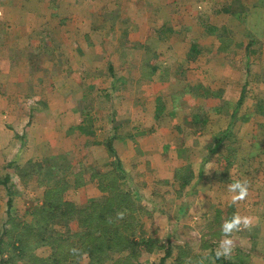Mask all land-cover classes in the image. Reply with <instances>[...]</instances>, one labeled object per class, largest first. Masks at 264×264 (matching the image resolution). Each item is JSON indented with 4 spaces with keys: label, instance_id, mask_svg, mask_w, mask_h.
I'll use <instances>...</instances> for the list:
<instances>
[{
    "label": "rangeland",
    "instance_id": "1",
    "mask_svg": "<svg viewBox=\"0 0 264 264\" xmlns=\"http://www.w3.org/2000/svg\"><path fill=\"white\" fill-rule=\"evenodd\" d=\"M30 1L0 0V12L6 16L7 11H4L9 7V2L12 7L14 3L28 5ZM86 1L33 0L30 2L32 5L39 6L38 13L53 9L56 14L52 21L55 27L49 25L51 27V30H47L49 33L63 34L66 37L64 35L66 20L62 25L61 15L63 19L80 18L85 24L82 27H76L81 30V37H85V42H82L84 39L75 41L68 47L64 42H52L46 46L45 38H40L41 42L38 45L42 46V50L45 48V53L49 51L50 56H53L52 49L59 55H62V51L65 50L60 58L69 56L71 64H74L73 68L76 69L78 79L83 85L82 92L87 93L86 112H92L95 115L92 110L97 106L101 108L100 112L104 116L101 119L90 117L92 120L88 122V126L92 127L93 133L90 135L87 133V136L94 139L92 143L89 142V153L76 155L77 159L74 155H67L71 161L66 158V163L62 164L63 167H59L55 174L51 171L50 174L47 173L42 163L21 161L19 164L13 162L6 164L4 173L0 172V237L4 228L9 230V236L5 237L6 241L2 244L0 264H30L32 255L45 258L56 249H53L50 244L37 243L35 236L39 228H37L36 219H40L41 216H36L35 207L45 204L44 194L52 187L51 182L56 184L58 178L63 182L67 181L68 189L62 193V196L76 208L74 211L76 217L69 223V228L73 231L80 229L79 214L81 212L79 213L78 209L86 211L92 200H103L112 192H116L118 188L121 192L129 193L132 201L131 208L112 211L111 215L118 216L116 220L122 229L123 227L133 228L136 231L137 241H141L143 236L146 239H153L154 249L149 250L141 245L138 247L137 257H134L131 248L118 252L114 249L113 252H109L112 260L108 263L159 264L167 250L172 249V254L167 258V264H212L216 261L221 264L232 262L264 264V215H262L264 214V165L261 167L259 162L253 159V155L249 156L246 153L247 148H251L248 151L254 148L257 151L264 149V124L261 131L256 127L259 121L255 118V115H258L254 111L256 90L253 88L261 87L262 91L259 95L262 94L264 98V0H197L198 17L202 20L197 19L195 25L188 27L183 33L187 36L186 42L180 40L181 36L176 34L174 37L170 31L167 32L168 37L164 43L166 45L161 48V51H164L163 57L152 60L149 58V64L142 63L141 69H130L133 60L132 62L128 60L127 54L120 57L130 42H126L125 36L121 40L120 31L125 29H127L126 32L133 31L143 35V38L146 37L147 40L148 35L143 33L144 31L146 33V29L150 27L143 29L138 24L123 25L122 19L126 17V11H122V19H115L113 14L115 10L111 8L113 9L120 2L121 4L133 2L144 7L154 0H93L102 3L103 8L106 5L105 11L100 8L82 11L80 7ZM169 2L173 8V5L182 6L179 0H169ZM100 11H103L102 16L107 17L106 22L98 18ZM108 13H111L113 18L110 19ZM171 14H174L172 9ZM207 15L208 18H204ZM89 16L91 18L88 22L85 18ZM226 19L229 21L227 22ZM74 21L77 22L76 19ZM74 21L71 23L73 28H75ZM71 25L68 27L71 28ZM178 25L176 21V32H184L178 28ZM22 27L25 28L23 31ZM9 28L12 31H8V34L11 32L15 35L20 32H36L43 26H32L30 23V26L16 28L12 25ZM152 28L155 33L159 30V27ZM212 35L215 39L214 44L218 46L215 48H220V52L214 54L215 57H211L210 53L204 49V45L209 44L206 36ZM31 36L22 34L25 41ZM17 37L19 38L17 41H20V37L18 35ZM34 37L35 35L32 36ZM203 38L204 42L200 40ZM176 40H179V43L175 42ZM138 42L135 43V49L140 51L144 42L140 40ZM174 44L180 46H174ZM194 44L197 45L196 56L193 53L195 56L193 62H191L192 58H186L189 60L186 73L187 65L180 62L178 55L180 56L187 47ZM139 59L136 58V61ZM65 60H60V64L62 63L65 67L64 70L66 69ZM151 62H159L161 67L164 66V69L161 68V75H155L161 82H167L164 88V93L167 94L162 96L167 114H163L161 119L164 124H167L168 130L166 133L159 131L158 137L154 135L149 137L160 127L153 129L146 122H142L143 132L140 129H133L135 133L141 131L130 140L134 144V154L130 155V159L127 157L129 159L127 165L123 166L121 163L122 170L117 171L120 159L118 155L109 153L107 148L108 142L112 136L116 135L117 129L112 127L107 116H110L111 109L117 110L119 114L125 113L129 108L128 104H131L129 99L135 100V109L139 113H148L147 108L142 107V100L145 99L142 84L148 80H154L153 70L157 65ZM110 63L116 65V74L110 72L108 68ZM178 63L182 64L177 65L178 70L174 72L170 69V67L175 68ZM94 68L97 69L96 75ZM190 69L196 72L188 73ZM177 79L180 82H177ZM112 80H117L118 89L113 88ZM128 82L130 86H127ZM243 91L245 97L239 105ZM95 100L97 104L94 103ZM114 103L117 104L114 105ZM245 106H248L246 110ZM234 112H236L235 116ZM118 124L121 125V122L119 121ZM124 125L123 130L128 126V122H124ZM246 130L249 132H245ZM175 132H183V136L177 137ZM220 137H224L226 142H222L219 154L216 153L208 158L209 147L215 139ZM172 145L174 147H171ZM102 151H105L104 155ZM180 154L187 156L184 164L179 161ZM22 159L25 160V155ZM197 161L199 165H193L195 168L192 169V162ZM202 169L203 174H201ZM99 173L113 174L116 179L115 187L102 191L99 186L101 177L96 176ZM172 180L174 182H171ZM237 181L246 182L247 195L244 199L233 202V197L237 193L230 191L229 185ZM182 194L187 197L198 194L199 199L206 202H196L191 197H189L190 201L176 200ZM212 194L217 195V202L212 203L207 200V195ZM9 199H12L11 207L8 204ZM210 204L213 209L222 210L219 212L218 221L217 218H211L209 221L195 218L191 221L190 216L185 217L188 214L182 215V212L188 213L187 210L192 206L201 210L210 208ZM10 215L12 218L8 222ZM223 215L224 219L221 218ZM129 216H134L136 219L128 221ZM237 216L241 222L231 230H226L225 225L232 223ZM256 218L260 220V223L249 225ZM28 224L31 227L25 226ZM49 227L51 231L57 232V236L66 234L64 222H53L49 224ZM22 237L28 244L25 249L27 254L24 252L21 258L20 250L16 249L20 242L14 241ZM14 243L17 245H13ZM63 252L66 253V248ZM214 253L223 257L222 260H216ZM71 256L75 257H69L63 264H89L90 262L87 253L78 254L75 251ZM10 260L11 263H9ZM226 260L232 262L226 263Z\"/></svg>",
    "mask_w": 264,
    "mask_h": 264
},
{
    "label": "crops",
    "instance_id": "2",
    "mask_svg": "<svg viewBox=\"0 0 264 264\" xmlns=\"http://www.w3.org/2000/svg\"><path fill=\"white\" fill-rule=\"evenodd\" d=\"M30 2L28 3V5L26 3H22L23 5H17L16 3H14V5L12 4V7H10L9 2V7H7V9L4 11H7V17L4 14L2 15V12H0V172L2 171L1 173H4V168H6L8 163L13 162L15 164H19V161H21L34 164L42 163L47 173L50 174L51 171L55 174V171H57L59 167H63L61 166L62 164L66 163V158L70 160L67 155H74L75 158L76 155L80 156L89 153V142L92 143V140L94 138H92L91 136H87V133L89 135L93 133V130L91 129L92 127L90 128L88 126V122L98 117L101 119L104 115L102 112H100L101 108H98L95 105L97 104L96 100L94 102L95 104L93 103L94 106H96V109L92 110L95 115H93L92 112H86V108H88V103L86 102L87 93L82 92L83 85L81 80L78 79L76 69L73 68L74 64H71L69 56L60 58L62 55H64L63 52H65V50L62 51V55H59L57 51H54V49H52L53 56H50L49 51L45 53V48L44 50H42V46L38 45V43L41 42L40 38H45L46 46L47 44L49 45L52 42H64L66 43L67 47L69 46V44L75 41H81L84 39V41L82 42H85V37H81V30L76 28L82 27V25L85 24L80 18L72 19V17H66V19H63L61 15L62 21L60 23L62 24L66 20V33L64 34L66 37H64L63 34H55L52 32L49 33V31H47L51 30V27H49V25H55L52 22L54 21L53 18H55L56 16L53 9L44 13H38L37 9L39 6L36 4L32 5ZM179 2L182 3V6L179 7L178 5H173L174 8L172 7V4L169 2V0H154L153 2L147 3L148 5L144 7H141V5L138 6L133 2H128L126 4L123 3L125 4L124 6L120 2L119 4L115 5L113 9L111 8V10H115V12H113L115 19H122L121 13L124 10L126 11V17L122 19L124 21L122 23L123 25L138 24L143 29L145 27H150L149 29H146V33L145 31L143 33L148 35L147 40L145 39L146 37L143 38L144 36H141L139 33L133 31L126 32L127 29L120 31V34H122L120 35L121 40L123 39V36H125L124 39L126 40V42H131V44L129 42V45H127L125 51L120 54V57H124L127 54L126 58L128 60H131V62L133 60L130 69H141L142 63L145 62V65L149 64V58L150 60L155 58H162L164 51H161V48L166 45L164 43L167 40V32L169 31L174 35V37L177 34L178 36H181L180 40L186 42L187 36L183 35V33L187 31L188 27L194 26L197 19H202L198 17L199 10L197 0H179ZM170 6L174 11V14H171ZM96 8H100V10L104 9L105 11L106 5L103 8L102 3H97L93 0H87L85 4L80 7L82 11H93L96 10ZM178 11L180 12L179 14ZM101 14H103V11H100V17L98 18H102L101 20H103V22H106L105 20H107V17H104ZM108 14L110 19L113 18V15H111V13ZM12 15L16 17H12ZM90 18L91 16L85 18V20H88L89 22ZM204 18H208V15ZM75 19L77 20V22L74 21ZM73 21L75 24V28H73L71 25ZM176 21H178L179 24L178 28H180L184 32H182L180 29V33L176 32ZM226 21L228 22L229 19H226ZM30 23L32 24V26H43V28H38L36 32H20L17 34L15 33V35L9 32L8 34V31H12L9 26L13 25L18 28L21 26H30ZM69 25H71V28L68 27ZM152 27H159L157 33L154 32ZM24 29L25 28L22 27V31ZM22 34H26V36L35 35V37L32 38L31 36L27 41H25L26 39L22 37ZM17 35L20 37V41H17L19 39ZM210 37L212 38L210 39ZM206 39L207 41H209V44L206 43L204 45V49H206V51L210 53L211 57H215L214 54H216L218 51L220 52V48H215L218 46L214 44L215 39L213 35L208 37L206 36ZM115 40L116 38L114 39V41ZM139 40L143 41L144 44H142V50L137 51L135 49V43H139ZM200 40L204 42V38ZM175 42L179 43V40H176ZM175 45L180 46L179 44H174V46ZM191 47L192 46L187 47L184 53H181L180 56L178 55L180 62H182L183 65H187L185 66L186 73L189 63V60H187L186 58H190L189 53ZM226 49H224V51ZM181 57L184 59H182ZM65 58H68V60H65ZM136 58L140 59L136 61ZM180 58L182 59V61ZM61 59L62 61H66L65 70V67L62 65V63L60 64ZM191 62H193V59L191 60ZM154 64L157 65L154 66L153 70L154 80H148V82L146 81L142 84V90L145 91L143 95L145 99L142 100V107L144 109L147 108L148 113H139L135 109V100L129 99L131 104H128L129 108L125 113L122 112L121 114H119L117 110L111 109L110 116H107L112 123V127L117 129L116 135L112 136L111 138L113 139L114 148L116 149L118 157L123 166L127 165L130 159V155L134 154V144L132 143V141H130L132 140L131 137H134L141 132L138 131L135 133L133 129H140L143 132V126L141 125L142 122H146L147 124H149L150 128L153 129L160 127L159 130L154 131V134H151L149 137L153 135L155 137H158L159 131H163L164 133H166V130H168L166 127L167 124H164L162 122L161 118L163 115L160 117H158L157 115L158 99L162 98L164 100L162 96L167 94L164 93V88L167 82H161L160 78L155 74L161 75V68L164 69V66L161 67L159 65V62H156ZM179 64L181 63L176 64L175 68L170 67V69L175 72L176 70H178L177 65ZM190 66L191 68L193 67L192 64ZM108 68L110 72H112V74H116V65L110 63L108 65ZM192 70L190 69L188 73L193 72ZM194 72H196V70H194ZM94 73L95 75L97 73V69L95 70V68ZM259 76L258 79H260ZM173 81L174 80H172V82ZM176 81L180 82V80L178 79ZM129 83L130 82L127 83V86H130ZM118 84L119 83L117 82V80H112L114 89H118ZM241 88H244V84L241 85ZM253 88L254 90H256V100L254 101L256 102V107L254 111L258 115H255V118L257 121H259L256 127L261 131L262 127L264 126H262V124H264V98L262 94L259 95V92L262 91L261 87L257 88V86H254ZM250 94L251 93H249V95ZM114 101L116 102L117 100ZM115 104L117 103H114V105ZM247 108L248 106L244 107L245 110ZM166 112L167 109L164 115L167 114ZM91 116L92 119L90 118ZM119 121L121 122V125L118 124ZM124 122H128V126H126L127 129L125 128L123 130L125 126ZM245 132L249 131L246 130ZM98 133L101 134V132ZM175 135L177 137H182L183 132H175ZM242 135H244V133ZM225 142L226 140L224 139L223 143ZM171 147H174V145H172ZM248 149L251 148H247L246 153L249 156L253 155V159L259 162L258 164L263 167L264 149L262 148V150L258 151L256 148L251 151H248ZM220 150H218V154ZM102 154L104 155L105 151H102ZM24 155L25 160L22 159ZM127 157L129 159H127ZM247 159L249 160L250 158ZM186 160L187 156H182V154H180V163L184 164ZM193 165H199L198 161L194 163L192 162V169L195 168ZM196 170L197 168L195 169V171ZM261 171L263 170L261 169ZM261 176H263V172H261ZM171 182L174 181L172 180ZM54 185L55 182H51V186ZM197 195L187 197L182 194V196L179 195V198L176 200L182 202L184 200L190 201L189 197H191L194 198L196 202H206L203 199H199L200 196ZM216 198L217 195H207V200L211 201L212 203L217 202ZM212 207V204H210V208L198 210L196 206H192L187 210L188 213L182 212V215L188 214L187 216H184H190L191 221H193V219L195 218H197L198 220L208 219V221L211 218H217L218 221V218L220 217L219 212L222 210L219 211V209L216 210ZM221 218L224 219V215L223 217L221 216ZM237 218L239 217L237 216ZM257 223H260V220L256 218L254 221H252V223H249V225ZM215 263L221 264L217 261L213 262L212 264ZM231 264L235 263L232 262ZM238 264L242 263L239 262Z\"/></svg>",
    "mask_w": 264,
    "mask_h": 264
},
{
    "label": "trees",
    "instance_id": "3",
    "mask_svg": "<svg viewBox=\"0 0 264 264\" xmlns=\"http://www.w3.org/2000/svg\"><path fill=\"white\" fill-rule=\"evenodd\" d=\"M196 44L191 47L189 56L194 58L196 56ZM195 54V56L193 55ZM245 93L243 91L238 104L241 105ZM157 115L158 117L162 116L165 113V103L162 98L158 99L157 103ZM234 112V116H235ZM224 137L215 139V142L209 147L207 157L215 155L218 150L221 148V144L224 141ZM107 148L109 153L113 155H118L116 149L113 145V139L108 142ZM228 160H230L228 158ZM118 170H122L120 165L121 161L118 160ZM203 174V169L201 171ZM96 176L101 177L99 180V186L102 191H107L114 188L115 178L111 173H99ZM56 184L45 192L44 205L35 207L36 216H41L40 219H36L39 228L35 236L37 243L50 244L53 246V253L45 258L32 255V262L30 264H63L75 251L78 254L87 253L90 262L89 264H118V263H108L112 260L109 252H113L114 249L118 251H123L125 249L131 248L132 254L134 257L138 256V247L145 246L149 250L154 249L153 239H146L145 236L142 237L141 241L135 239L136 231L133 228H124L119 225L118 220L112 214V211H117L118 209H130L132 201L130 200L129 193L121 192L118 188L116 192H112L105 199H94L91 201L90 205L87 207L86 211L79 210V223L80 229L73 231L69 228V223L75 219L76 215L74 211L76 210L74 204L66 201L62 193L68 189L67 181L63 182L60 178L57 179ZM66 184V185H65ZM128 203V204H127ZM8 204L12 206V199L8 200ZM9 214L11 211L9 210ZM10 220L12 216L10 215ZM136 219L134 216H129L128 221ZM53 222H64L66 224V234L56 235L57 232L51 231L49 224ZM41 224V225H40ZM27 228L31 227L25 225ZM36 228V229H37ZM30 232V230H27ZM65 233V232H64ZM26 235V234H25ZM9 236V230L4 228V232L0 237V254L2 253V244L5 242V237ZM27 236V235H26ZM76 239V241H75ZM20 242L17 250H20L19 255H24L23 253L27 251L26 246L28 243L23 239L15 240L14 242ZM66 241V243H64ZM10 243H8L9 245ZM13 245H17L14 243ZM64 248V249H62ZM66 248V253L63 251ZM130 251V252H131ZM214 252V251H213ZM25 254V255H26ZM172 254V249H168L167 253L159 264H167V258ZM217 260H222L218 253H214ZM129 256H127L128 258ZM132 257V256H130ZM128 261H130L128 259ZM131 262V261H130ZM226 263H231L232 261L226 260ZM11 263V260L9 261ZM130 264H134L131 262Z\"/></svg>",
    "mask_w": 264,
    "mask_h": 264
},
{
    "label": "clouds",
    "instance_id": "4",
    "mask_svg": "<svg viewBox=\"0 0 264 264\" xmlns=\"http://www.w3.org/2000/svg\"><path fill=\"white\" fill-rule=\"evenodd\" d=\"M229 190L234 192V193H237V195H235L233 197V202H235L237 200H242L247 195L246 182L241 183V182L237 181V182L229 185ZM239 223H240L239 218H236L232 223L225 225V228H226V230H231L234 226L238 225Z\"/></svg>",
    "mask_w": 264,
    "mask_h": 264
}]
</instances>
